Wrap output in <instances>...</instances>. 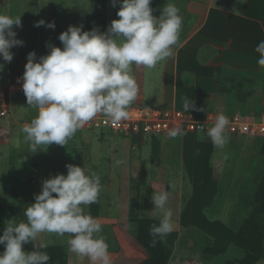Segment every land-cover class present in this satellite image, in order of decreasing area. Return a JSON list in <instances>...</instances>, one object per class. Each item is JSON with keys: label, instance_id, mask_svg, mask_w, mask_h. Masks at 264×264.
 <instances>
[{"label": "rangeland", "instance_id": "374dc122", "mask_svg": "<svg viewBox=\"0 0 264 264\" xmlns=\"http://www.w3.org/2000/svg\"><path fill=\"white\" fill-rule=\"evenodd\" d=\"M162 1L166 3V0H155L156 3L151 4L154 15L161 9ZM183 1L179 0L180 4L177 6L184 8ZM119 7V4L113 7L112 0H0V12L21 16L22 27L14 26L13 30L17 33L16 38L24 42L22 46L11 49L14 54L11 62L0 57V64L3 65V70L0 71V93L10 89V80L24 73L28 53L35 51L39 58L47 54V44L62 48L59 35L70 25H83V30L88 31L87 18L97 9L105 14L108 28L112 20L119 19ZM181 16L182 38L185 36L187 17ZM187 19L192 20V17ZM41 20L46 22L45 25L36 27L35 24ZM51 22L55 23L54 29L47 27V23ZM145 70L144 96L142 66L133 65L132 73L138 84V95L132 105L173 108L171 91H165L167 94L163 91L165 81L162 65L157 64L156 67ZM240 84L235 82L231 85L235 91H231L229 96H219V93L214 96L217 98V111H226L225 108L230 110L235 104L248 118L263 116L264 94L259 97L255 91H246L251 92L252 96L244 99L242 94L245 91L242 87L247 85L242 81ZM237 91L239 92L236 93ZM174 98L177 100L176 108L184 110V99L191 100L193 97L178 95ZM10 101L9 114L0 118V181L6 182L9 189L12 187L14 191L21 192V195H28L35 192L36 187L31 184L35 182V177L39 182L35 194H39L42 181L60 173L66 175V165L69 163L84 167L86 174L95 172L101 177L102 184L101 217H98L103 223L101 234L106 239L108 250L119 252L115 263L131 264L146 258V251L135 245L139 229L138 218L159 220L160 212L154 210L152 201L155 191L169 193L166 206L173 212L176 225L173 232L181 234L175 241H183V247H178V256L172 264H223L229 258L242 255V251L232 244V237L248 211L256 185L264 171V135L250 139L229 136L223 147H217L206 137V132H187L190 143L188 142L189 147L183 153L184 158L186 156L184 159L177 157L181 156L180 138L183 135L170 138L165 134L155 146L153 138L114 135L109 129H104L103 132L79 129L66 145L52 144L47 151L31 153L20 129L35 117L37 111L29 107L25 95L14 92ZM212 106L214 105L206 107L201 113L205 116L215 109ZM194 112L195 109L187 113L200 120ZM194 136L203 145L211 143L212 151L208 152L210 157L206 166L196 159V155L193 156L200 149L193 148L191 137ZM169 140H173V145L178 150L179 154L175 157L170 151ZM206 167L209 175L203 174ZM181 208L183 211L186 209L189 216L188 213L178 216V209ZM85 210L88 211V206ZM103 218H107L106 222H103ZM115 233L131 244V251L135 249L143 255L136 257L135 250H120ZM171 233L164 239H169ZM53 236H46L49 244H58L68 256L70 264H91L87 257H77L68 250L67 240L70 237L67 234L62 237ZM165 244L170 246L173 254L174 247L166 240Z\"/></svg>", "mask_w": 264, "mask_h": 264}, {"label": "clouds", "instance_id": "9594fccd", "mask_svg": "<svg viewBox=\"0 0 264 264\" xmlns=\"http://www.w3.org/2000/svg\"><path fill=\"white\" fill-rule=\"evenodd\" d=\"M244 3L245 0H239ZM119 4L117 16L106 31L83 30V25H70L58 39L62 48L47 44L48 52L37 58L28 53L22 78L23 92L29 107L37 114L20 131L30 152L47 151L52 144L66 145L75 133L98 114L109 118L113 126L129 118V107L138 95L133 65L151 69L173 54L180 44L183 17L173 0H167L159 17L153 15L152 0H112ZM234 14L239 13L233 9ZM38 21L35 26L45 25ZM14 26L22 27L21 16L0 12V57L11 62V49L22 46ZM55 28V23H47ZM258 65L264 69V40L255 47ZM3 65L0 64V71ZM183 109L204 111L193 100L184 99ZM230 121L223 113L207 128L206 137L214 146L223 147L229 140L226 133ZM167 135H183L179 127ZM67 174H57L42 181V190L34 194V203L23 213L25 220L10 219L0 235V264H48L50 256L40 249L27 252L23 245L38 241L43 233L64 236L68 250L77 257H87L91 264H112L108 244L100 220L85 212V207L98 203L102 190L101 177L85 168L67 164ZM55 194V195H54ZM169 193L154 192V210H159V224L149 229L151 246L175 230L173 212L168 208ZM264 264V259L257 261Z\"/></svg>", "mask_w": 264, "mask_h": 264}, {"label": "crops", "instance_id": "0c3cea01", "mask_svg": "<svg viewBox=\"0 0 264 264\" xmlns=\"http://www.w3.org/2000/svg\"><path fill=\"white\" fill-rule=\"evenodd\" d=\"M173 2L176 5L180 4L179 0H173ZM183 3L184 8H181V5L178 6L180 14L187 18L192 17V20L186 18L187 27L185 36L182 38L180 37L179 46L173 47V54L165 61L158 63V65H162V73L164 74V94H167L165 91H171L173 102V106L171 107L173 108H176L175 105L177 104V100L174 97L178 95L192 96V99H194L193 102L197 108L202 107L205 109L213 104L214 106L212 107H215V109L205 116L204 113H201L202 111L195 110L196 112L194 113H196V116H199L198 118L200 120L206 119L207 115L210 113H242L235 104L230 110L225 108L226 111H217V101H215L216 97L214 96L217 93H219V96L223 94L227 95L223 92L226 91L225 88L235 91L231 85L235 82L240 84L241 81L247 85L242 87V90L245 91L242 94L244 99L252 96L251 93L248 94L246 91H255V94L259 97L264 94V76L261 72L263 69L257 63L259 54L255 52V47L260 41L264 40V0H245L244 3H240L239 0H184ZM234 8L237 9L239 13L234 14ZM141 72L143 74V95L145 96V67L142 66ZM248 77L255 79L256 83H254L253 86ZM182 132L183 137L180 138L181 156L178 155L179 153L173 145V140H169V148L174 157L178 155L177 157L184 158L183 153L189 147V140L186 134L187 132H192ZM227 135L239 137L240 139L252 138L246 135ZM191 138L194 150L200 148L193 153V156L196 155V159L206 166L205 164L209 161L210 157L208 152L211 153L212 151L211 143L203 145L204 143L197 141L196 136ZM184 159H186V156ZM204 170L205 172H203V174L209 175L208 167ZM249 170H251V167ZM31 184L35 185V192L28 195H21V192L14 191L12 187L9 189L6 182L0 181V235L3 234V230L10 219L15 218L17 220L26 221V217L23 213L29 204L35 202L34 194L37 192L39 182L35 180V182H31ZM11 206H14L15 210L14 215L9 217L8 210ZM178 210V216L188 213L186 209L183 211V208ZM85 212L90 213L89 206L88 211L85 210ZM187 216H189V213ZM98 217H101V212ZM106 219L107 218H103V222H106ZM47 235L53 236L54 234H41L38 237V241L24 244V250L27 252L35 251L39 244H43L46 245V247L40 250L49 254L50 260L48 264H70L68 256L63 253V249L58 244H49L46 238ZM179 235H181L180 232H172L169 239H165L169 245L174 247L169 264H172L174 258L178 256V247H183V241L181 239L175 241ZM116 238L120 250L123 252H127L128 250H130L129 252H134L135 249L131 251V244L123 239L122 236L120 237L118 233L116 234ZM202 249L203 247L201 250ZM3 251L4 246L0 245V252ZM135 251L136 257L143 255L142 252ZM109 253L113 255V257H111L112 264H117L115 261L119 258V252L109 250ZM262 259H264V255L260 260ZM175 264H177V262Z\"/></svg>", "mask_w": 264, "mask_h": 264}, {"label": "built area", "instance_id": "2783aa9c", "mask_svg": "<svg viewBox=\"0 0 264 264\" xmlns=\"http://www.w3.org/2000/svg\"><path fill=\"white\" fill-rule=\"evenodd\" d=\"M24 73L16 75L9 81L10 88L4 93H0V118L9 114L11 106V94L17 93L25 95L23 92L22 78ZM10 95L8 96V94ZM9 99V101L7 100ZM218 113H210L204 120L194 119L190 113L177 108L144 107L142 105H131L129 107V118L113 126L109 118L103 114H98L94 119L87 122L83 128L85 130H95L103 132L109 129L114 135L139 136L142 139L153 138L168 133L173 127H179L182 131L206 132L207 128L214 126L215 117ZM226 115L230 121L227 134L246 135L256 138L264 135V115L260 119H251L242 113Z\"/></svg>", "mask_w": 264, "mask_h": 264}, {"label": "trees", "instance_id": "16d2710c", "mask_svg": "<svg viewBox=\"0 0 264 264\" xmlns=\"http://www.w3.org/2000/svg\"><path fill=\"white\" fill-rule=\"evenodd\" d=\"M167 2V0H166ZM156 3L152 0V4ZM163 4V5H162ZM161 9L154 16L159 17L165 3L162 1ZM87 30L98 28L101 32L107 30V19L105 14L95 10L88 16L86 21ZM264 76V73H262ZM251 85L256 83L255 79L248 77ZM234 89V88H233ZM225 93L229 96L232 94V89L225 88ZM239 91H237L238 93ZM251 93V92H249ZM248 93V94H249ZM231 116L232 114H227ZM261 115L259 116L260 119ZM160 136L153 137L155 146ZM36 180V178L34 177ZM33 179V180H34ZM34 180V181H35ZM55 195V194H54ZM101 209V200L99 196L98 203L89 206L90 214L93 217H98ZM14 206L9 207V217L14 215ZM139 229L136 235L135 245L146 251L145 259H138L131 264H169L172 257V249L165 244V239L160 240L157 237L158 243L155 247L151 246L152 236L149 234V229L153 224H159V220L139 217ZM232 244L242 251L241 256H234L225 260L223 264H255L264 254V171L256 190L253 193L250 205L245 217L239 223V226L233 237ZM130 263V262H129ZM125 264V263H122Z\"/></svg>", "mask_w": 264, "mask_h": 264}]
</instances>
